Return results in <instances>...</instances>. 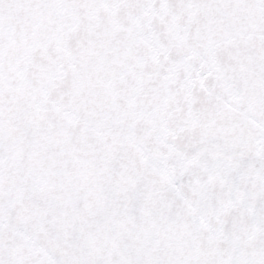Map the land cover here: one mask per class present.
I'll use <instances>...</instances> for the list:
<instances>
[{"label": "snow or ice", "instance_id": "6c2138e0", "mask_svg": "<svg viewBox=\"0 0 264 264\" xmlns=\"http://www.w3.org/2000/svg\"><path fill=\"white\" fill-rule=\"evenodd\" d=\"M0 264H264V0H0Z\"/></svg>", "mask_w": 264, "mask_h": 264}]
</instances>
